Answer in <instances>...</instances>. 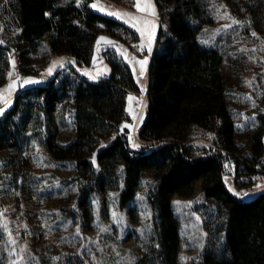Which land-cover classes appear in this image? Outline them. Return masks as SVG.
Segmentation results:
<instances>
[{"label": "trees", "instance_id": "16d2710c", "mask_svg": "<svg viewBox=\"0 0 264 264\" xmlns=\"http://www.w3.org/2000/svg\"><path fill=\"white\" fill-rule=\"evenodd\" d=\"M84 1L80 6L75 0L68 4L17 0L24 53L36 51L45 42L55 53L92 65L98 36L107 33L118 38L116 30L127 27L90 10L88 4L94 0ZM157 2L167 31L162 28L151 63L145 118L138 130L144 144L133 148L128 139L131 131L122 126L130 120L128 97L140 89L130 66L112 52L111 73L98 82L80 78L74 68H67L15 96L0 118V155L12 171L4 182L23 188L19 181L23 169L31 166L34 142L51 160L74 163L78 200L75 210H65L64 218L78 219L86 234L94 226L107 224L115 206L133 215L144 175L152 170L155 182L143 204L150 221L142 232L133 233L144 249L135 264H177L181 223L173 198L191 197L202 181L205 196L222 204L227 214L228 257L207 256V264H264V191L248 202L225 180L229 163L235 165V188L244 186L241 177L252 185L254 177L264 176V113L261 127L253 133V145L242 151L226 101L229 80L224 54L203 37L213 21L208 8L200 0ZM10 51L12 47L0 45V90L8 82ZM69 112L75 135L61 144L56 119ZM200 132L211 135L207 139L213 147L193 155L188 142ZM38 264H87V260L50 240L40 250Z\"/></svg>", "mask_w": 264, "mask_h": 264}, {"label": "rangeland", "instance_id": "374dc122", "mask_svg": "<svg viewBox=\"0 0 264 264\" xmlns=\"http://www.w3.org/2000/svg\"><path fill=\"white\" fill-rule=\"evenodd\" d=\"M75 1L80 6L85 5L84 0ZM200 1L206 5L213 20L205 27L203 37L224 54V72L229 80L226 101L235 120L240 149L249 150L253 145L254 131L261 127L260 115L264 113V0ZM69 2L63 0L64 4ZM144 3L145 0H141L142 7ZM151 3L152 10L142 12L135 8L134 0L90 2V10L118 21L127 29L116 30L118 38L101 33L95 43L92 65L87 66L79 64L74 56L53 52L45 42L36 51L24 53L19 40L21 28L17 0H0V45L12 47L8 82L0 90V95L7 100V103L0 102V108L4 109L0 118L22 88L41 86L60 70L74 68L80 78L98 82L111 73L109 61L115 52L130 66L140 89L129 95L133 97L128 99L127 105L130 120L122 126H129L132 144L141 147L144 141L138 138V130L145 118L151 63L162 28L167 31V24H163L160 18L157 0H151ZM153 10L155 14H151ZM125 13L138 17L139 21L129 19L123 15ZM145 20L157 26L152 30L150 53L147 50V33L141 36L137 30L145 28L142 23ZM101 37L104 40H100ZM144 59L148 63L141 76L138 61ZM50 67L53 68L51 74L48 73ZM22 68L28 73L22 72ZM26 79L36 82L25 85L23 81ZM10 84L13 85L11 91L8 90ZM56 128L59 143L71 141L75 128L70 112L56 119ZM209 136L202 132L197 134L188 142L190 152L198 155L213 147L211 139H207ZM29 154L31 166L22 171L21 189L9 183L6 186L4 181L12 171L0 155V264H38L40 250L50 240L56 241L66 252L80 254L87 264H135L144 249L133 233L142 232L143 225L150 221L143 204L155 182L154 171L149 170L144 175L133 215L115 206L107 224L94 226L85 234L78 219L64 218L65 210H75L78 200V182L74 180L76 165L51 160L35 142L30 146ZM228 173L231 175L227 174L225 180L234 193L242 197L251 194L255 198L264 191L263 175L254 177L252 185L247 183V178L241 177L240 182L244 186L235 188L233 163H229ZM172 207L181 223L177 264H207V256L228 257L226 210L222 204L205 196L202 181L196 184L191 197L175 195Z\"/></svg>", "mask_w": 264, "mask_h": 264}, {"label": "snow or ice", "instance_id": "6c2138e0", "mask_svg": "<svg viewBox=\"0 0 264 264\" xmlns=\"http://www.w3.org/2000/svg\"><path fill=\"white\" fill-rule=\"evenodd\" d=\"M134 6H135V8L137 10L142 11V12H149L153 8L152 3H151V0H145V3L143 5V7L141 6V0H134ZM92 7L95 8L96 5H92ZM109 14L110 15H114V16L117 15L115 13H109ZM151 14H155L154 13V10L151 12ZM123 15L129 16V19H131L133 21H139V18L138 17L131 16L130 14L125 13ZM142 23L145 25V28H143V29H137V30L141 33V36H144L145 33H147V43H148V49L147 50L150 53L151 50H152L151 49L152 36H153V31L152 30L155 27H157V26H155L151 21H147V20L143 21ZM253 35H255V33H253ZM100 40H104V38L101 37ZM109 43H111V42H109ZM141 50L143 51V46H141ZM138 63L140 64V75L143 76L144 75V66L148 63V61H147V59H144V60L138 61ZM52 71H53V68L50 67L48 69V73L51 74ZM35 82L36 81H33L31 79H26V80L23 81V83L25 85L31 84V83H35ZM12 87H13V85L10 84L8 86V90L11 91ZM128 99L129 100H132L133 97L132 96H129ZM0 102L7 103V100L2 95H0ZM3 111H4V109L3 108H0V113H2ZM124 127H129V126L126 124V125H124ZM122 131H123V129H122ZM128 139H129V141H131L132 140V136L129 135L128 136ZM132 147L133 148H139V145L133 144ZM257 187H260V186L258 185Z\"/></svg>", "mask_w": 264, "mask_h": 264}, {"label": "water", "instance_id": "95a60500", "mask_svg": "<svg viewBox=\"0 0 264 264\" xmlns=\"http://www.w3.org/2000/svg\"><path fill=\"white\" fill-rule=\"evenodd\" d=\"M245 200H247L248 202L252 201L254 198L251 196V194H247L245 197H244Z\"/></svg>", "mask_w": 264, "mask_h": 264}, {"label": "built area", "instance_id": "2783aa9c", "mask_svg": "<svg viewBox=\"0 0 264 264\" xmlns=\"http://www.w3.org/2000/svg\"><path fill=\"white\" fill-rule=\"evenodd\" d=\"M70 75H72L73 77H76V75H75V74H72V73H71Z\"/></svg>", "mask_w": 264, "mask_h": 264}]
</instances>
